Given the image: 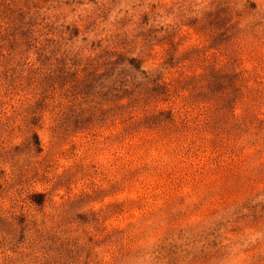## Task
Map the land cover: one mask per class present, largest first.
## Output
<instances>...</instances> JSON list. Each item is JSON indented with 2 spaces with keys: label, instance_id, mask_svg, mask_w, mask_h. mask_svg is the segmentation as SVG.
<instances>
[{
  "label": "rangeland",
  "instance_id": "1",
  "mask_svg": "<svg viewBox=\"0 0 264 264\" xmlns=\"http://www.w3.org/2000/svg\"><path fill=\"white\" fill-rule=\"evenodd\" d=\"M0 264H264V0H0Z\"/></svg>",
  "mask_w": 264,
  "mask_h": 264
}]
</instances>
